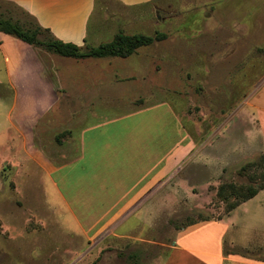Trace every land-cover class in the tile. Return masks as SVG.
Segmentation results:
<instances>
[{"label": "rangeland", "instance_id": "374dc122", "mask_svg": "<svg viewBox=\"0 0 264 264\" xmlns=\"http://www.w3.org/2000/svg\"><path fill=\"white\" fill-rule=\"evenodd\" d=\"M13 17L26 20L17 11ZM141 19L131 23L132 32L165 38L136 50L139 60L98 68L100 83L105 71L115 84L108 94L102 90L93 96V102L130 110V118L121 122L141 121L148 137L174 141L177 134H187L183 156L148 192L145 206L119 208L111 222L95 224L87 222L107 208L91 206L104 193L90 188L107 175L91 172L79 180L72 160L60 174H51L55 187L37 165L25 161L17 140L19 173L15 176L10 164L0 163V264H160L177 230L224 217L218 185L257 188L264 183L259 128L264 113L256 108L258 96L264 95V0H154ZM136 65L141 70L131 74ZM74 113L63 112L61 120L54 116L52 133ZM171 113L178 115L180 130L170 126ZM20 129L27 134L26 125ZM51 135L42 133L41 138ZM2 145L0 158L9 154L10 145L0 140ZM44 146L51 147L48 142ZM96 166L107 170L104 162ZM232 217L252 228L264 227V193ZM246 235L257 244L240 251L264 261V234ZM106 248H116L117 257L104 255ZM224 248L230 249L228 244Z\"/></svg>", "mask_w": 264, "mask_h": 264}, {"label": "crops", "instance_id": "0c3cea01", "mask_svg": "<svg viewBox=\"0 0 264 264\" xmlns=\"http://www.w3.org/2000/svg\"><path fill=\"white\" fill-rule=\"evenodd\" d=\"M153 1L0 0L1 3L12 4L8 13L12 17L14 11L24 12L42 29L48 30L54 39L84 50L111 42L118 32L137 34L139 31H131L134 29L131 23L142 20ZM5 7L1 12H5ZM129 59L140 58L136 54L124 59L63 57L0 32V140L5 142L4 146L10 145L9 154L0 158V163L10 164L15 176L19 173L21 161L14 151L17 140H21L27 157L25 161L30 160L37 165L55 187L57 181L51 178V174H60L68 164L73 163L72 160L79 180L91 172L97 176L107 175L106 180L102 177L95 179L90 188L104 193L96 196L94 200L97 202L90 203L91 206L107 209L100 217L87 223H108L120 212L119 208H124V211L145 206L148 192L163 174L173 170L184 154L183 143L188 142L187 134L180 137L176 133L174 141L166 137H148L141 121L133 125L121 122L130 118V110L105 102H93L96 100L93 96L97 98L102 90L105 95L108 94V87L115 84L114 77L105 71L100 83L98 68L104 69L116 63L122 65L124 60ZM139 70L141 66L136 65L135 71L130 70V73ZM121 72L125 73V68ZM257 103L256 108L264 113V95L258 96ZM69 111L76 113L61 130L52 133L56 126L54 116L61 120L60 115ZM171 114L170 126L180 130L178 115ZM262 117L259 128L264 137ZM24 125L27 134L20 129ZM108 126L116 131L104 129ZM48 132L51 137L43 141L42 133ZM62 135L64 137L60 139ZM45 142L50 144V149L44 146ZM68 145L73 149L70 155L66 152ZM100 162L107 165L105 173L96 166ZM26 174L29 176V171ZM261 193H264V188L221 219L200 220L177 230L175 242L169 246L160 264H264V261L251 259L246 256L247 252L240 251L257 244L246 240L243 235L247 234L246 238L251 239L253 234H264V227L252 228L240 220L234 221L232 217L237 209L255 200ZM245 211L243 213H247ZM226 244L230 248L228 251L224 248ZM102 250L99 248L98 255ZM104 251L107 256L117 255L116 248Z\"/></svg>", "mask_w": 264, "mask_h": 264}, {"label": "trees", "instance_id": "16d2710c", "mask_svg": "<svg viewBox=\"0 0 264 264\" xmlns=\"http://www.w3.org/2000/svg\"><path fill=\"white\" fill-rule=\"evenodd\" d=\"M0 6H6V13H0V32L11 35L29 45L40 47L47 52L63 57L75 59H84L88 57L126 58L135 53L137 49L149 46L155 41H161L165 38V35L161 33H156L155 36H149L144 34L125 35L122 32H118L111 42L100 44L97 47H89L84 50L74 44L54 39L48 30L42 29L31 16L24 12L21 13L25 17V21L18 18L13 19V17L8 14L12 4L0 2ZM263 188L264 183L257 188L223 183L217 186L216 197L225 204V214H227L242 202L254 197L257 192ZM194 223H196V221L186 226Z\"/></svg>", "mask_w": 264, "mask_h": 264}]
</instances>
